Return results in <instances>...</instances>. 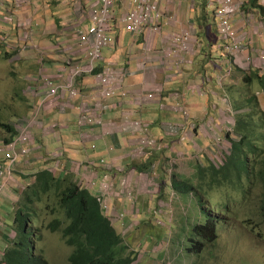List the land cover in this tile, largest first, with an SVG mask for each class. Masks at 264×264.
Segmentation results:
<instances>
[{
  "label": "crops",
  "instance_id": "1",
  "mask_svg": "<svg viewBox=\"0 0 264 264\" xmlns=\"http://www.w3.org/2000/svg\"><path fill=\"white\" fill-rule=\"evenodd\" d=\"M132 1L116 0L107 29L115 43L103 50V58L94 63L95 70L90 72L88 47L80 42L78 33L88 27L87 12L96 0H0V38L15 37L19 45L14 47L26 53L17 60L28 61L23 63L26 67L23 73L27 85L24 97L30 100L25 104L29 105V110L11 125L16 133L22 127H29L33 141L29 146L18 143L19 148L24 147L14 163L13 173L17 179L12 174L11 180L0 184V202L7 205L6 208L0 206V221L6 211H12L14 222L23 191L41 170H49L57 177L66 176L82 186L92 173L106 175L104 181L115 178L116 183L118 178L125 179L134 171L137 174L132 180L141 203L149 195L143 190L140 192L137 186L140 173L151 175L158 167L157 159L167 152L180 154L177 147H181L185 137L213 139L217 130L230 135L231 127L238 132L236 127L242 121L240 118L235 121L233 116L250 115L251 109H256L257 115L264 119V11H261L264 0H258L256 6L244 0L241 13L233 18L242 48L231 55L224 49L229 41L218 34L217 0H161L160 30L150 27L140 35H133L124 27L123 17ZM208 8L213 9L211 16L207 14ZM185 31L192 35L191 48L177 68L174 61L171 62L173 59L168 61L162 51L167 50L170 35ZM10 49H14L12 45ZM39 53L44 54L43 61L39 60ZM108 63L128 72L124 82L128 96L124 99L118 95L107 100L101 98L96 73ZM76 68L83 71L82 75L74 76ZM46 79L59 87L72 83L77 95L71 98L70 89L49 95L44 86ZM98 102L103 104L104 110H100ZM78 110L82 117L92 110L98 111L106 126L76 128ZM183 110L189 113L184 114ZM135 116L150 131L151 124L153 127L159 123L155 136L160 139L162 148L155 155L130 156L131 149L138 146L137 140L144 136L133 125ZM168 117L169 122H165ZM188 120H192L189 125ZM180 121H185L186 125L179 124ZM228 122L234 126H229ZM242 127L247 126L242 124L240 130ZM5 131L0 136V149L4 152L5 144L15 138ZM181 133L184 134L179 139ZM41 144L55 151L53 157L40 150ZM101 159L106 160L107 167L100 164ZM7 164L6 161L0 166ZM160 181L158 175L161 184ZM114 198L111 206L116 212L128 214L131 211L129 201L128 205L121 201L119 194ZM0 228L5 226L0 224Z\"/></svg>",
  "mask_w": 264,
  "mask_h": 264
},
{
  "label": "rangeland",
  "instance_id": "2",
  "mask_svg": "<svg viewBox=\"0 0 264 264\" xmlns=\"http://www.w3.org/2000/svg\"><path fill=\"white\" fill-rule=\"evenodd\" d=\"M212 13L213 9L208 8L207 14L211 16ZM124 25H126L124 26L126 29L127 24L124 23ZM12 38L13 36L0 38V123H7L9 125L26 114L29 110V105L26 104L30 102V100L24 97L27 85L24 84L26 75L23 73V70L26 67L23 66V63H28V61L17 60V58H23L26 53L25 50H19L14 47L15 45H19V43L14 41L15 37L14 39ZM11 45L14 49H10ZM43 53H39L38 55L40 61H43L45 57ZM212 77L215 78L216 76L212 75ZM212 84L215 86V81ZM42 92V96L45 99L46 93L44 90ZM42 104H44V101ZM237 107L239 108L240 106ZM248 107L251 108V106ZM208 108L212 109L211 106H208ZM251 110L252 113L250 115L233 116L235 121L239 118L242 121L238 122L239 127H236L237 124L235 125L238 128V132L231 127L229 131L230 135L228 132L222 134L221 131L217 130V133H214L213 139L210 137H204L205 139L185 137L182 140L181 147H177V150L181 152L180 154L167 152L159 159L156 158L158 167L153 172L159 175L160 180H162L160 181L161 184L157 182L154 185L151 181L148 184H142V181L139 179L138 188L140 192L143 190V193H146L147 196L149 195V198L142 200L140 203L139 197V202L135 204V210H132L133 207H130L131 211L128 214L124 211H119L118 213H124V218H117V214L114 216L109 215L110 219H114V225L117 231L124 237L125 243L129 245L132 251L137 253V261L134 264H264V238H260L253 231L259 227L251 229L248 227L249 225L245 224L250 218V213L254 211L251 207H254L253 204L257 202V196L250 204L232 205V211L234 212V215H231V220L234 221L232 225L230 224L229 227L222 229L217 237L207 240L204 249L202 248L193 254L194 248L188 250L191 246L186 241V237L191 227L195 223L201 222V218L197 215L198 210L195 206V196L194 194L182 196L172 188L173 180L191 178L198 184L202 183L204 187V200H210L212 206L215 208L218 206V203L224 201L227 192L236 197V200L240 199V194L229 190V187L216 186L213 188L211 186L209 188L210 175L213 173V169L211 170L210 166L213 168L219 167L225 160L223 157H229L232 153V142L238 143L242 136L245 137L244 140L248 144L254 143L259 147L264 146V119L260 114L257 115L256 109ZM188 113L186 112V114ZM41 114L42 112L40 113L39 111L38 116L41 117ZM80 114L81 112H79L75 119V125L78 129L81 127L79 123L82 115L80 116ZM171 114L174 115L173 113ZM137 119L138 117L136 116L133 118L135 121ZM169 119L170 117L164 119V121L169 122ZM191 122L192 120H188L186 124L189 125ZM157 124H154L153 127L151 124V131H149L152 138L159 143L160 139L155 136L159 128ZM179 124L186 125L185 121H180ZM242 124L247 127H242V130H240ZM228 125L234 126L230 122H228ZM32 131L35 134V131ZM5 132L9 134L7 131ZM3 133L4 129L0 125V136ZM183 134L178 135V138L180 139ZM210 135L212 134L210 133ZM14 136V139L17 140L19 133H16ZM19 145L16 148L17 153L24 147V145H21V148H19ZM91 145L97 146L95 143ZM205 145L206 147H204ZM41 149L50 158L55 154L54 150L51 151L42 144ZM43 157H45L44 160L47 159L46 156ZM238 158V155L234 157V159ZM20 159H23L22 156H20ZM105 159L107 161L110 160L109 158ZM146 159L150 158L147 157ZM6 161V152L0 149V164ZM152 163L154 164L155 162ZM198 166L207 170L208 173H203L200 176ZM13 174L15 175V173ZM105 176L99 173L95 180L97 187L104 182ZM196 176H200L199 178L204 180L202 182L201 180H196ZM15 179H17L16 175ZM123 180L124 177L117 179L110 205H112V200L117 194H119L121 201H124L127 205L129 204L127 199L121 196V183ZM0 184H3L2 177H0ZM96 186L94 189H91L93 193L97 192L95 191L97 190ZM154 193H156L155 196ZM159 201L161 202L159 203ZM165 205H168V207ZM0 206H3V208L7 207L3 201L0 202ZM136 207H138V211ZM111 209H113L112 206ZM158 210H162V212ZM6 213H4L5 217L1 218L0 221L2 222L0 224L5 226V228H0V264H2L4 252L12 246L11 243L16 238V233L12 228L13 213L12 211H6ZM262 232L264 235V226L262 227ZM42 238V242L38 245L41 248L40 252L44 253V257L49 264H69L68 257L72 249L65 244L60 232L53 233L49 230H43Z\"/></svg>",
  "mask_w": 264,
  "mask_h": 264
},
{
  "label": "trees",
  "instance_id": "3",
  "mask_svg": "<svg viewBox=\"0 0 264 264\" xmlns=\"http://www.w3.org/2000/svg\"><path fill=\"white\" fill-rule=\"evenodd\" d=\"M248 1L255 6L258 2ZM0 125L11 136L16 134L12 125ZM244 139L242 136L238 143L232 142V153L229 157L222 156L225 160L219 167L210 166L213 173L209 188L229 187L240 194V199L236 200L227 192L224 201L215 208L210 200H204L202 183L191 178H178L172 182V188L178 194L195 196L201 222L195 223L186 237L191 246L188 250L194 248L193 254L204 249L207 240L232 225V205L250 204L256 196L257 202L251 207L254 211L245 224L251 229L258 226L253 231L264 238V146L248 144ZM237 155L239 158L234 159ZM203 173L208 171L199 167L200 176ZM199 177L195 179L202 182L204 179ZM18 203L12 226L16 238L4 252L2 264H49L38 245L43 240V230L61 233L65 244L72 249L69 264H134L137 260V253L125 243L114 221L103 212L96 195L66 176L57 177L49 170L37 172Z\"/></svg>",
  "mask_w": 264,
  "mask_h": 264
},
{
  "label": "built area",
  "instance_id": "4",
  "mask_svg": "<svg viewBox=\"0 0 264 264\" xmlns=\"http://www.w3.org/2000/svg\"><path fill=\"white\" fill-rule=\"evenodd\" d=\"M161 0H133L131 8L125 13L123 21L127 24L128 30L133 35H140L146 28H152L154 31L160 30V23L162 19V13L159 10V3ZM218 6L215 11L217 18V30L222 39L229 41L224 47L227 53L234 54L239 52L242 48L239 42L236 32L233 26V18L240 14L242 11V4L244 0H217ZM15 2V1H13ZM116 0H96L95 4L89 6L87 15L89 19V25L84 30L78 33V38L82 44L88 47L87 58L90 61L89 71L94 72V63L100 61L103 58V50L107 47L114 45L115 39L108 33V22L113 15V9ZM16 5V3H15ZM82 6V4H79ZM84 10V9H83ZM192 43V35L190 32H182L179 34H172L168 39L167 50L162 51V54L166 59L174 61V65L179 68L180 62L183 60L184 54L190 51ZM74 76L82 75L83 71L79 68L74 69ZM127 70L125 68H118L112 63H108L101 67L96 73L97 86L102 100L111 99L118 95L121 98H126L128 92L124 90V82L127 76ZM45 89H47L49 95H57L60 89L64 92L66 89H70L71 98L77 95V91L73 88L72 83H68L64 87H59L50 80H44ZM72 82V80H71ZM100 110H104L105 107L101 102ZM184 114V110L182 111ZM36 115V112H34ZM34 115V116H35ZM33 116V117H34ZM32 119L29 122H32ZM79 125H99L105 127L106 124L102 120V117L98 111L92 110L87 116L81 118ZM135 128L140 129L144 136L138 139V146L130 151V156L133 158H140L146 155H155L162 147L154 140L149 132L148 126L140 121L133 123ZM32 141V135L29 132V127H22L19 131V138L13 140L6 146V160L7 165L0 166V177L4 183L12 179V168L16 159L19 157L17 153V144L24 143L29 146ZM23 150V152H25ZM148 153V154H147ZM100 164L107 167L108 164L105 160L101 159ZM135 173L132 171L129 173L122 184L121 196L125 197L132 205V210H135V204L137 202V189L133 184L132 176ZM98 177L97 173H92L86 177L83 186L89 190L95 188V179ZM142 184H148L151 181L154 185L158 182V175L156 172L140 173L139 175ZM159 185V184H157ZM138 186V185H137ZM97 187V186H96ZM115 178L104 181L99 187H97L96 197L101 205L103 212L109 216L117 214V218H123V215H119L114 209H111L110 201L111 196L114 195ZM1 192V191H0Z\"/></svg>",
  "mask_w": 264,
  "mask_h": 264
},
{
  "label": "clouds",
  "instance_id": "5",
  "mask_svg": "<svg viewBox=\"0 0 264 264\" xmlns=\"http://www.w3.org/2000/svg\"><path fill=\"white\" fill-rule=\"evenodd\" d=\"M13 140H15V139H13ZM13 140H12V141H13ZM10 142H11V141H10ZM10 142H9V143H10ZM6 144H7V143H6ZM13 169H14V166H13V168H12V174H13ZM159 186H160V185H159ZM91 191H92V190H91ZM92 192H93V191H92ZM94 194H95V193H94ZM155 194H156V193H154V196H155ZM95 195H97V194H95ZM157 195H158V194H157ZM137 202H138V199H137ZM160 202H161V201H159V203H160ZM159 203H158V204H159ZM131 205H132V204H131ZM165 206L168 207V205H165ZM131 207H132V206H131ZM137 208H138V207H136V210H137ZM137 211H138V210H137ZM158 211L162 212V210H158ZM163 211H166V210H163ZM117 213H118V212H117ZM118 214H119V215H123V213H118ZM108 217H109V216H108ZM123 218H124V215H123ZM112 220L114 221V219H112ZM124 222H125V221H124ZM68 247H69V246H68ZM71 253H72V252H71ZM69 256H70V255H69ZM136 261H137V260H136ZM136 261H135V262H136Z\"/></svg>",
  "mask_w": 264,
  "mask_h": 264
}]
</instances>
